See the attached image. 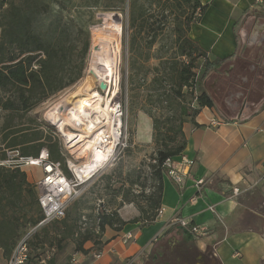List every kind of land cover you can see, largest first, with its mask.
Returning a JSON list of instances; mask_svg holds the SVG:
<instances>
[{"label": "trees", "instance_id": "1", "mask_svg": "<svg viewBox=\"0 0 264 264\" xmlns=\"http://www.w3.org/2000/svg\"><path fill=\"white\" fill-rule=\"evenodd\" d=\"M84 3L109 10H120L128 4L133 49L137 36L143 32L150 36L146 47L154 46L162 28L156 26L155 20L150 21L157 10L161 17L177 16L179 21L174 26L176 52L187 60L177 61L164 70L172 84L171 94L164 99L171 114L164 121L161 116H153L157 145L153 166L157 184L153 191L144 195L143 202L137 203L141 216L125 221L117 211L109 213L101 208L95 216V225L82 229L77 225L82 214L78 211V199H75L63 218L37 227L29 237V246L36 249L39 239L48 249H57L58 237L59 242L72 237L77 245L75 251L88 253L85 243L102 238L107 227L121 230L129 222L140 221L142 226L153 222L162 206L164 177L168 174L165 162L178 159L187 146L185 122L194 121L203 107L216 109L223 120L232 121L224 97L236 87L244 92V97L252 98L262 82L259 75L264 73V65L255 70L249 68L250 59L256 55H250L247 47L242 45L238 50L245 55L211 58L189 35L191 25L200 21L207 9L201 0H84ZM198 8L200 15L196 14ZM90 45V31L82 13L74 9L73 0H0V137L3 145L0 160L8 157L5 148L20 146L21 154L38 156L46 147L51 159L65 163L59 142L45 135L40 127H27L23 118L49 96L83 76ZM236 57L238 66L226 75L224 69ZM198 59L203 60L201 65ZM242 76H246V80ZM157 80L155 76L154 82ZM184 87L190 89L194 105L182 104ZM145 190L142 187L140 193L144 194ZM38 198L36 184L27 179L22 168L0 165V248L4 257L10 258L16 244L26 234L20 231L25 222L37 226L43 219ZM56 256L54 253L48 263L54 264ZM144 261V257H137L138 264ZM26 264H43L41 254L30 253Z\"/></svg>", "mask_w": 264, "mask_h": 264}, {"label": "crops", "instance_id": "2", "mask_svg": "<svg viewBox=\"0 0 264 264\" xmlns=\"http://www.w3.org/2000/svg\"><path fill=\"white\" fill-rule=\"evenodd\" d=\"M201 2L207 9L200 21L191 25L189 35L211 58L245 55L238 50L242 45L247 47L250 55H256L249 61V68L255 70V58L264 55V34L260 37L264 10L256 9L254 0ZM237 59L227 65L226 75L234 72ZM257 64L264 65V57ZM241 78L246 80V76ZM259 81L262 82L256 92L253 90L252 98L244 97V92L234 87L242 94L239 108L229 96L233 90L228 91L224 102L232 121L211 126L212 119H222L220 113L203 107L194 121L185 122L184 154L195 163L186 169L189 174L181 188L165 175L161 216L145 226L138 221L125 224L121 230L106 228L99 259L93 255L98 250H92L90 240L84 245L88 253L71 254L78 253L81 264H112L130 256L147 259L156 242L165 238L174 244L186 238L208 252L212 264H264V73L259 75ZM22 169L31 183L41 178L35 180L27 168ZM201 178L205 182L197 185ZM234 188L240 192L235 194ZM211 205L215 208L211 209ZM177 217L205 227L208 233L197 236L188 229L173 227ZM25 229L20 227L21 232ZM127 232L134 234L133 241H123ZM51 250L54 255L55 249ZM7 259L0 248V264H6Z\"/></svg>", "mask_w": 264, "mask_h": 264}, {"label": "rangeland", "instance_id": "3", "mask_svg": "<svg viewBox=\"0 0 264 264\" xmlns=\"http://www.w3.org/2000/svg\"><path fill=\"white\" fill-rule=\"evenodd\" d=\"M73 1L74 9L82 13L85 19V25L90 31L91 45L84 74L75 83L57 91L38 104L23 118V122L25 123L24 125L32 127L33 129L40 127L39 129L43 131L45 135L52 136L53 140L59 142L65 157L64 170L67 175H74L73 169L69 168L67 165V158L73 159L77 165L83 166L87 164L91 152L82 145L88 139L73 143L75 139L72 140L71 137L67 135V132H77L74 130L76 126H85V118L87 117V113H89V109L79 112L75 100H77V98H83V96L85 98L89 97V95L80 93V91L84 87L85 81L88 79L92 47L94 44L93 33L96 29H101L105 23L117 21L121 27L118 75L107 83L106 89H101L100 83H93L88 87L89 92L93 93L97 91L101 96L99 101L97 97L91 98L88 100V104L95 106L97 102H100L99 104H101L103 108L108 109V106H110L108 104H110L111 99L116 96L115 101L117 110L113 114L112 126L114 123L119 124L118 127L120 131L117 140L121 143V148L90 179V181L82 187L81 195L77 198L78 211L82 214L80 220L77 221V225L85 229L87 227L92 228V226L95 225V216L101 208L106 209L109 213L117 211L120 217L125 221H131L135 217L141 216L137 203L143 202L144 195L153 191L157 184L155 167L153 166L157 149L154 138L153 116H161L164 121L165 118L171 114L168 104L164 99L171 94L170 90L172 84L168 80L164 70L169 66L171 67L173 63L187 60V58L179 56L176 52L174 26L179 21L177 16L170 15L166 18L161 17L157 10L155 12L156 15L150 19V21L155 20L156 26L162 28L159 30L154 46L151 49L146 47V42L150 39V36L143 32L142 35L137 36L135 49H133L131 43L133 33L129 23L128 4L124 5L120 10H109L101 5L90 7L84 3V0ZM153 10H155V7ZM262 23L264 24V22ZM263 27L264 25L262 28ZM263 34L264 30L260 33V37H263ZM263 57L264 55H258L255 58L256 64L253 66L255 69L262 65L258 66L257 63H259V60ZM197 63L201 65L203 60L198 59ZM155 76L158 78L156 82H154ZM235 88L232 89L233 91L229 96H231L235 104H237L235 107L239 108V104L241 103L239 97L242 94L241 92H237L238 90ZM183 93L184 97L183 100H181L182 104L189 106L196 103L188 87L183 88ZM65 100L68 101V105L65 104L66 107L64 106L62 108V113L67 119L64 121V125H61L55 123L53 112L57 109V106ZM69 111L70 113L68 114ZM65 112L68 115H66ZM108 130L109 132L113 131L111 128H108ZM0 147H3L1 144V137ZM5 149L12 160L18 157L16 150L21 152L20 146ZM24 168H27L28 174L35 180L39 179L42 175L41 169L37 166L31 165ZM142 187L146 188L144 194L140 193ZM71 205H73V203ZM74 215L75 214H72V216ZM20 223H23L22 219ZM24 224H26L23 226L26 227L24 232H26V235L30 234V236H32L37 229H35L36 226H32L26 222ZM107 228L116 230L111 227ZM58 239L55 241L58 245L54 252L57 254L55 262L65 264L69 255L77 249V245L75 239L72 237H68L60 242ZM95 239L90 240L92 242V250L96 251L103 249V239ZM39 240L37 241L39 248L30 247V253H40L43 264H47L50 259L49 255H52V250L42 245V239ZM175 246L176 245L172 241H168V238L157 241L151 249L149 258L164 247H166L167 250L170 249L174 251ZM197 249L201 251L199 248ZM201 252L209 257L208 252Z\"/></svg>", "mask_w": 264, "mask_h": 264}, {"label": "built area", "instance_id": "4", "mask_svg": "<svg viewBox=\"0 0 264 264\" xmlns=\"http://www.w3.org/2000/svg\"><path fill=\"white\" fill-rule=\"evenodd\" d=\"M253 6L256 9L264 10V0H254ZM200 8L197 9L196 14L200 15ZM225 121L220 118H214L211 121V126H219ZM100 154L93 153L94 158H97L98 165L89 167L86 172H83V166L77 165L76 162L67 158V165L73 169V176L67 175L64 170V162L61 160H54L50 158L48 149L42 148L38 156L23 155L18 150V157L15 160L10 159V155L6 159L0 160V165L20 167L37 166L41 169V178L37 181L36 186L39 190V206L43 212V219L35 227L48 224L56 219H61L66 215V210L69 205L77 199L82 192V187L85 186L90 179L114 156L121 148L120 142L114 138L112 133L103 134V138L100 139ZM195 163L194 159L189 158L187 155L182 154L178 159H168L165 165L168 167V175L177 183L181 188L185 185L186 176L192 165ZM205 182L203 178L196 181L197 185H201ZM239 188H234V193H239ZM214 209V205L210 206ZM164 212V208L161 206L157 212V218ZM171 225H179L184 229L190 230L197 236L206 235L207 229L198 224L190 222L187 218L177 217L172 221ZM34 229V230H35ZM30 234L24 235L16 244L10 258L6 264H26L30 254V246L28 239ZM135 236L132 232H127L123 236V241H133ZM94 257L99 259L102 257L103 252L97 251ZM68 264H81V260L78 253H73L70 256ZM112 264H138L137 257L130 256L119 263Z\"/></svg>", "mask_w": 264, "mask_h": 264}, {"label": "bare ground", "instance_id": "5", "mask_svg": "<svg viewBox=\"0 0 264 264\" xmlns=\"http://www.w3.org/2000/svg\"><path fill=\"white\" fill-rule=\"evenodd\" d=\"M120 32L121 27L117 21L107 22L101 29H96L94 31V44L92 47L91 64L87 77L88 79L85 81V84L83 85L84 87L81 89V91L79 90L80 93L89 95V97L85 98L83 96V98H77V100H75L79 112L89 109V113H87V117L85 118V126H74V130H76L77 132H67V135H69L72 140L75 139L73 143L88 139L86 141L84 140L85 142L83 141L84 143L82 146H84L85 149L89 150L91 154L89 160L87 161V164L82 167L83 172H86L89 167H94L95 165L99 164L97 158H94V154H100L101 146L99 144V141H101L100 139L103 138V134L109 132L108 128H111V130L113 129V131L109 133H112L115 139H117L119 135V124L114 123L112 126L113 114L117 110L115 101L116 96L111 99L110 104H108L110 105L108 106V109L103 108L102 105L99 104L100 102H97L95 106L91 104L89 105L88 100L97 97V100L99 101L101 99V96L97 91L93 93L89 92L88 87H90L93 83L97 84L101 81H104L107 85L109 81H112L115 77H117L118 64L120 61ZM61 104H63V107H66L65 104L68 105V101H62ZM53 113L55 123L64 125L63 123L67 119V117H64L62 109H58L57 106V109ZM69 113L70 111L68 112V114ZM92 152L94 153L93 158Z\"/></svg>", "mask_w": 264, "mask_h": 264}, {"label": "flooded vegetation", "instance_id": "6", "mask_svg": "<svg viewBox=\"0 0 264 264\" xmlns=\"http://www.w3.org/2000/svg\"><path fill=\"white\" fill-rule=\"evenodd\" d=\"M175 245L174 251L167 250L166 247L161 248L145 259L143 264H212L211 258L195 248L190 239L184 238Z\"/></svg>", "mask_w": 264, "mask_h": 264}, {"label": "water", "instance_id": "7", "mask_svg": "<svg viewBox=\"0 0 264 264\" xmlns=\"http://www.w3.org/2000/svg\"><path fill=\"white\" fill-rule=\"evenodd\" d=\"M106 87H107L106 83H105L104 81H101V82H100V88H101V89H106ZM62 108H63V104H59V105H58V109L61 110Z\"/></svg>", "mask_w": 264, "mask_h": 264}]
</instances>
